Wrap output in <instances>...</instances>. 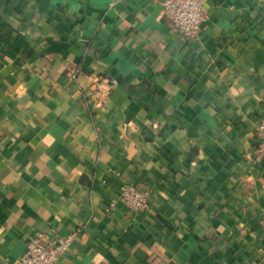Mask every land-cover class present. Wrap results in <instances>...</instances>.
I'll return each mask as SVG.
<instances>
[{"label":"crops","instance_id":"crops-1","mask_svg":"<svg viewBox=\"0 0 264 264\" xmlns=\"http://www.w3.org/2000/svg\"><path fill=\"white\" fill-rule=\"evenodd\" d=\"M204 1L189 40L163 0H0V264H264V0Z\"/></svg>","mask_w":264,"mask_h":264},{"label":"built area","instance_id":"built-area-1","mask_svg":"<svg viewBox=\"0 0 264 264\" xmlns=\"http://www.w3.org/2000/svg\"><path fill=\"white\" fill-rule=\"evenodd\" d=\"M162 15L183 37L193 40L201 24L207 19L208 9L204 0H163ZM117 84L116 80H112ZM255 145L252 156L255 162L264 157V114L260 115L254 128ZM119 197L132 211L148 207V194L131 183H122ZM76 233L48 239L42 232H35L28 240L18 264H57L71 247Z\"/></svg>","mask_w":264,"mask_h":264}]
</instances>
